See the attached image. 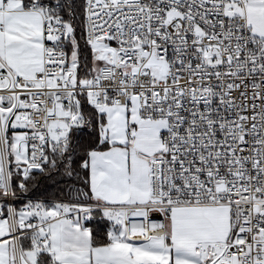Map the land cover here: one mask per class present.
<instances>
[{"label":"snow or ice","instance_id":"6c2138e0","mask_svg":"<svg viewBox=\"0 0 264 264\" xmlns=\"http://www.w3.org/2000/svg\"><path fill=\"white\" fill-rule=\"evenodd\" d=\"M0 264H264V0H0Z\"/></svg>","mask_w":264,"mask_h":264}]
</instances>
